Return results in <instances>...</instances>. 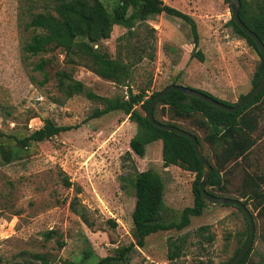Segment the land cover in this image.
I'll return each instance as SVG.
<instances>
[{
	"label": "rangeland",
	"instance_id": "374dc122",
	"mask_svg": "<svg viewBox=\"0 0 264 264\" xmlns=\"http://www.w3.org/2000/svg\"><path fill=\"white\" fill-rule=\"evenodd\" d=\"M21 1L0 0V146L13 147L15 151V141L40 128L44 120L73 128L18 150L17 158L8 163L0 160V264H39L33 259L35 254L42 255L48 264H95L98 258L133 242V171L152 170L159 175L164 224L177 222L181 210L192 206L194 176L175 166L163 167L159 141L145 146L142 158L131 154L132 169L122 157L129 151L135 124L119 111L91 118L103 106L82 95L63 100L52 77L53 68L69 71L61 56L52 69L45 68L47 81L39 85L42 75L30 71L37 57L24 62L20 54L21 42L29 35L16 26ZM100 1L108 12L118 2ZM161 1L192 19L198 43L193 49L189 26L183 21L164 14L153 16L146 22L154 30L146 48L153 47L154 52L132 69L128 83L131 91L147 89L145 95H149L175 82L225 102L235 103L240 95L247 94L259 58L227 25L228 3ZM137 23L127 21L113 26L109 38L100 44L102 54L113 58L117 37L135 30ZM136 31L140 36L145 32L143 27ZM195 51L202 55L201 63L191 56ZM71 72L73 79L99 97L126 94L125 87L104 81L80 66H74ZM257 105L260 114L256 134L261 138L246 160L224 175L229 181V194L223 197L235 198L244 171L264 179V101ZM135 109L143 115L139 106ZM160 119L165 121L166 117ZM173 123L200 140L203 156L213 165L209 148L202 141L203 132L194 128L189 119ZM63 177H67L69 187L63 186ZM261 187L264 192V184ZM250 205L246 208L252 216L254 239L247 262L264 264V219L257 217ZM202 226L213 238L209 244L196 233ZM245 227L242 214L235 208L205 202L201 215L190 217L189 225L182 230L147 236L128 264H168L167 240L180 236L185 238L183 248L170 264H222L240 248ZM49 231L54 233L45 238Z\"/></svg>",
	"mask_w": 264,
	"mask_h": 264
},
{
	"label": "trees",
	"instance_id": "16d2710c",
	"mask_svg": "<svg viewBox=\"0 0 264 264\" xmlns=\"http://www.w3.org/2000/svg\"><path fill=\"white\" fill-rule=\"evenodd\" d=\"M225 2L228 3V0ZM239 4L238 18L240 22L264 45V0H239ZM159 14L178 18L187 24L193 49L196 48L198 34L192 19L165 5L161 0H118L110 12L105 9L100 0H23L17 8L16 26L29 34L21 42L22 61L27 62L29 59L37 57V62L30 66V71L42 75L39 85L47 81L45 68L52 69L54 62L58 61V56H61L62 64L66 65L69 71L53 68L52 77L56 82L55 88L63 100H68L74 95H82L87 100L99 102L103 106L102 109L95 110L91 118L119 111L135 124V133L128 142L129 151H126L122 157L132 169L131 154L142 158L145 146L159 141L162 166L165 168L175 166L194 176L191 182L192 206L181 210L177 222L164 224L161 221L163 185L159 175L152 170L133 171L130 179L134 197L130 213L133 242L116 249L113 254L98 258L95 264H128L132 254L144 246L147 236L160 231H180L189 225L190 217H199L205 207V201L198 191L202 167L195 156L191 143L182 136L152 127L146 119L149 99L158 91H152L149 95H145L147 89H140L133 93L128 86L132 69L143 58H151L154 52L153 47H149V50L146 48L148 38H152L154 34V30L149 28L146 22ZM127 21L138 22L136 29L143 27L145 32H141L140 36L136 29L126 31L116 39V51L113 58L102 54L100 44L109 38L112 27ZM227 25L238 38L246 42L259 58L250 78L251 90L264 74V58L260 55L255 44L234 24L231 17L227 21ZM43 55L49 56L45 58ZM191 56L200 63L203 61V57L198 51L191 53ZM74 66H80L96 77L116 86L125 87V96L102 98L95 95L79 81L73 79L71 70ZM196 91L208 95L228 107L234 106L246 95H240L235 103H229L206 92ZM263 101L264 88L243 108L235 113H226L206 105L200 100L184 97L178 92L171 91L159 99L153 107L152 116L161 124L179 129L181 128L173 121L189 119L194 128L203 132L202 141L207 144L213 159V165L209 164L211 173L206 181L205 191L211 196L223 197V195L229 194L227 188L229 181L224 175L242 164L261 138L259 134H256L260 114L257 104ZM136 106L142 109L143 115L135 109ZM163 117H166L165 121L160 119ZM72 128L56 126L50 121L44 120L40 128L15 141L18 147L15 151L13 147L4 149L0 146V160L3 163H8L17 158L18 150L21 151L32 143L51 139ZM186 132L195 137L202 151L200 140L193 133ZM203 157L208 162V158ZM62 184L64 187L70 186L67 177H63ZM262 184H264V179L261 175L244 171L241 176L240 189L233 199L240 201L245 207L250 203L251 210L256 213L257 217L264 219ZM72 209L77 210L76 208ZM78 215L83 218L82 211H79ZM244 222L246 225L245 237L240 248L248 236L245 218ZM206 228V226L199 227L196 233L205 244H209L213 238L207 233ZM53 233L54 231L47 232L45 238H49ZM184 239V236H180L167 240L166 259L168 264L178 258L184 245ZM240 248H237L231 257ZM250 251L251 249L238 264H248ZM33 259L39 264H48L42 255L35 254ZM63 264L76 263L64 261Z\"/></svg>",
	"mask_w": 264,
	"mask_h": 264
},
{
	"label": "water",
	"instance_id": "95a60500",
	"mask_svg": "<svg viewBox=\"0 0 264 264\" xmlns=\"http://www.w3.org/2000/svg\"><path fill=\"white\" fill-rule=\"evenodd\" d=\"M228 6L230 10V17L234 24L255 44L260 55L264 58V45L257 38L255 34H253L250 30H248L239 20L238 18V10H239V0H228ZM264 88V74L257 85L252 88L241 100H239L234 106L228 107L220 102L214 100L212 97L205 95L195 89L179 86L176 84H170L159 90L155 93L147 104L146 108V119L148 123L161 131L169 132L178 136H182L186 138L192 145L196 158L201 164L202 174L201 179L198 183V191L201 198L208 204L212 206H231L236 208L245 218L247 226H248V236L244 243V245L238 250V252L231 257L225 264H238V262L246 255L249 251L253 239H254V226L252 221V216L248 209L238 200L229 198V197H216L211 196L205 191L206 181L211 173V167L209 163L204 159L203 153L200 149L199 144L197 143L195 137L190 133L175 127H171L168 125L161 124L157 122L153 116L152 111L153 107L159 101L160 98L164 97L168 92L175 91L183 95L184 97L194 98L200 100L201 102L209 105L219 111L226 113H235L239 109L243 108L249 101H251L255 96H257L261 90Z\"/></svg>",
	"mask_w": 264,
	"mask_h": 264
},
{
	"label": "crops",
	"instance_id": "0c3cea01",
	"mask_svg": "<svg viewBox=\"0 0 264 264\" xmlns=\"http://www.w3.org/2000/svg\"><path fill=\"white\" fill-rule=\"evenodd\" d=\"M229 103H232V102H229Z\"/></svg>",
	"mask_w": 264,
	"mask_h": 264
}]
</instances>
